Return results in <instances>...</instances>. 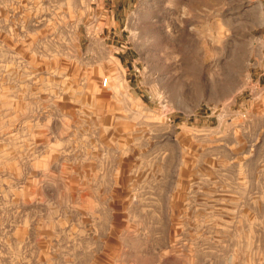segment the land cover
<instances>
[{
  "label": "rangeland",
  "instance_id": "rangeland-1",
  "mask_svg": "<svg viewBox=\"0 0 264 264\" xmlns=\"http://www.w3.org/2000/svg\"><path fill=\"white\" fill-rule=\"evenodd\" d=\"M263 34L264 0H0V264H264Z\"/></svg>",
  "mask_w": 264,
  "mask_h": 264
},
{
  "label": "built area",
  "instance_id": "built-area-1",
  "mask_svg": "<svg viewBox=\"0 0 264 264\" xmlns=\"http://www.w3.org/2000/svg\"><path fill=\"white\" fill-rule=\"evenodd\" d=\"M113 22H114V16H113L112 9L100 7L93 21V26H92L93 33L91 34L92 37H95V36L96 38L100 37L101 39L103 38V40L109 39L110 38L109 25ZM254 40H255V43H257L259 46L262 47V49L264 48V34L256 37ZM101 85L103 87H106L108 85L107 78H104L101 81Z\"/></svg>",
  "mask_w": 264,
  "mask_h": 264
},
{
  "label": "crops",
  "instance_id": "crops-1",
  "mask_svg": "<svg viewBox=\"0 0 264 264\" xmlns=\"http://www.w3.org/2000/svg\"><path fill=\"white\" fill-rule=\"evenodd\" d=\"M111 25V24H110ZM113 28V26H111Z\"/></svg>",
  "mask_w": 264,
  "mask_h": 264
}]
</instances>
